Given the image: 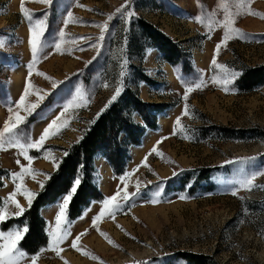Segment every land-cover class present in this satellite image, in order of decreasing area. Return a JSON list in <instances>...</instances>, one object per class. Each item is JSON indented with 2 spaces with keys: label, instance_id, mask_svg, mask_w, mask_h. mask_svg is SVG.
Listing matches in <instances>:
<instances>
[{
  "label": "rangeland",
  "instance_id": "1",
  "mask_svg": "<svg viewBox=\"0 0 264 264\" xmlns=\"http://www.w3.org/2000/svg\"><path fill=\"white\" fill-rule=\"evenodd\" d=\"M21 3L0 0V130L10 116L9 107L16 109L26 80L30 95L25 103H36L38 90L39 95H48L18 130L25 143L38 139L68 100L79 93L88 97L80 101L85 106L68 113V126L47 139L43 150H29L36 177L20 181L26 188L40 189L44 174L55 170L44 152L51 151L60 160L64 148L79 139L114 94L121 71L127 74L123 88L131 87L143 100L164 105V110L157 116L156 128L147 129L139 145L127 148L122 175L115 176L110 166L105 173L107 161L95 155L102 197L71 220L60 255L47 244L42 252L40 248L27 253L20 264H31L37 253L36 264H196L183 258V251L206 256L200 264H264V135H260L264 132V17L254 14H264V0H247L242 8L240 0H52L50 4L23 0L24 8L32 13L31 23L47 24L41 56L30 78V21L21 12ZM126 3L124 13L108 21ZM69 12L72 18L65 25ZM128 12L134 13L130 19ZM229 14L243 36L233 33L234 38L217 52L225 31L222 22ZM106 21L109 27L101 43L97 38ZM154 29L181 48L176 65L164 61L152 47L148 34ZM58 42L59 51L54 46ZM214 55L218 64L240 74L226 87L213 83L214 78L223 81L226 76L225 70L212 66ZM255 67L262 68V80L244 90L242 77ZM143 75L151 83L140 79ZM53 81L63 83L53 90ZM185 82L193 87L187 100L183 99ZM196 83L202 87L197 89ZM20 114L26 115L22 109ZM219 127L243 137H225ZM244 157L255 159L240 163ZM20 165L28 166V161L18 149L7 145L0 149V208L6 207L8 213L15 211L5 201L16 191L12 173L19 172ZM208 167L212 169L209 178L196 184V177ZM253 172L257 173L256 187L239 188L232 195L230 182ZM138 187L139 195L122 202L114 216H104L92 226L105 198L116 195L118 189L122 195ZM156 192L160 193L158 202L152 203ZM16 199L27 207L23 194L18 193ZM59 203L62 196L40 209L45 229L54 227ZM81 233H85L78 241L82 251H77L71 244Z\"/></svg>",
  "mask_w": 264,
  "mask_h": 264
},
{
  "label": "snow or ice",
  "instance_id": "2",
  "mask_svg": "<svg viewBox=\"0 0 264 264\" xmlns=\"http://www.w3.org/2000/svg\"><path fill=\"white\" fill-rule=\"evenodd\" d=\"M44 3H52V0H42ZM245 3H247V0H240V3L238 4V7L242 8L244 7ZM127 6V3L125 5H122L121 7L115 9V12L112 15H109L108 21H111L116 14H123L124 10ZM21 12L24 14V16L30 21V27H29V45L31 49L32 54V60L30 65L28 66V75L29 78L32 75V68L40 59L42 48L44 46V34L47 29V24L44 21L37 20L35 23H31L32 21V13L30 10H27L24 8L23 0L21 3ZM249 12H251V9H249ZM256 15H261L264 17V14L260 13H254ZM134 15L133 12H128L127 17L130 19ZM72 18V13H68V18L64 20L65 25H67ZM198 20H200L201 23H203V19L201 17H197ZM108 21H106L103 25H101V35L98 37V41L102 43L104 38V33L108 30L109 24ZM211 23V22H210ZM223 28H224V34L222 37V40L217 43L216 45V51L218 52L219 49L230 39H233V33H236L238 36H243V33L241 30L235 28L234 25V19L231 14L225 16L223 22ZM61 36L64 35L63 31L60 33ZM83 39V38H81ZM55 48L57 51L61 49V44L58 42L55 45ZM92 47H98L99 45H91ZM212 66L225 70L226 76L223 79V81L213 79V83H223V85L226 87L229 84H232L233 81L240 75L238 72H229L226 69V66L224 64H218L216 61L215 55L213 56V59L211 61ZM38 75H45L43 73H37ZM126 72L121 71L120 72V83L116 87L114 94L111 96L109 101L104 105V107L98 112L96 115L99 117L114 101L117 100L118 96L121 94L123 90V81L126 77ZM230 77V78H229ZM48 79H51L48 77ZM181 81L184 82V78L180 77ZM58 83L61 82H52V89L55 90L58 87ZM107 86V85H105ZM195 87L197 89L202 87L201 83H196ZM193 91V87L185 82V92L183 99L187 100L189 94ZM30 95V86L29 83L26 80L25 87L23 89V93L20 95L19 99L15 101L16 109L14 110L12 107H9L8 111L10 113L9 118L4 122L2 130H0V149H3L5 145L11 148H16L19 150L20 154L24 156V158L28 161V166L20 165L21 170L19 172L12 173L13 180L15 182V189L13 193L9 194L7 200L5 201V204L8 203V201L11 202L12 205L15 207V211L13 213H8L6 207L0 208V225H2L4 222H6L8 219H11L13 217H21L23 216L30 208L32 207L35 199L39 196V192L32 191L24 186V184L20 181L24 179L26 176H31L33 179L36 177V170L31 168V162L34 159L31 155H29L30 149H35L37 151L43 150L45 146V142L50 137H54L59 135L62 130L68 126L69 119H65L66 116H68V113L70 111H75L79 109L82 106L80 101H87L88 97L83 94L79 93L77 96L73 97L72 99L68 100L64 105H62L63 111L57 115L42 131V134L39 136L38 139L31 140L29 139L26 143L22 142L21 135L22 133H19L18 130L20 129V126L24 124L25 120L27 119V115H31L38 107L39 103L45 99V97L48 95V93H44V95H39V90L37 91L38 99L36 103H25V99L27 96ZM23 110L26 115H21L20 110ZM185 114L188 112V106L185 105ZM176 125L180 124V118H177V121L175 122ZM175 130V126H174ZM82 139V137L80 138ZM159 143V142H158ZM153 152H156V148L154 147L152 149ZM69 155L68 151H65L63 153L64 157H67ZM44 158L45 159H51L53 162V167L56 171L59 170L60 165L62 163L61 160H57V158L52 155L51 151H45L44 152ZM147 157H145L146 161ZM255 159V157H244L240 158V163H246L247 161ZM19 164L20 162L17 161ZM225 163H234V161H226ZM83 165L80 166V169L82 170ZM257 173H242L240 177L234 181L230 182L231 185V194L236 195L239 188H243L245 190H251L252 188L256 187V185L253 183L255 175ZM55 175V172L52 174H44V179L42 181H39V187L40 190L43 191L46 187V184L53 178ZM173 175H176V173H173ZM120 179L123 181L125 179L124 176H121ZM82 184V177L77 174L74 177V180L71 184L70 190L62 195V203L58 204V212L55 216V225L54 227H51L50 229H46L48 236H49V242H48V248L55 251L56 255L59 256L60 252L63 251L62 248H60V245L63 243V241L70 235V229L68 228V225L71 223V221L68 220V211L70 207V203L73 200L74 196L78 192V188ZM18 193L23 194L24 198L27 201V207L22 206L16 199V196ZM139 195V187L137 188L136 192L128 193L123 192L121 195L120 190H117V194L113 195L111 197H107L103 201V207L100 211V213L95 216L92 220V226L96 227L97 222L104 216H114L116 212H118L122 207L123 203H126L130 197ZM160 196L159 192H156L154 194V197L151 200L152 203H156L157 198ZM182 199L186 197H181ZM123 202V203H122ZM82 218V217H81ZM30 231V228L28 226L27 221H25L23 227H15L13 229H9L7 232L0 231V264H20V261L23 259L24 256L27 255V253L20 248V244L23 241V239L26 238V235ZM87 230H85V233ZM85 233H81L76 236V238L72 241L71 246L76 249L77 251H82V249L78 246V241L80 240V237L84 235ZM101 235H104L107 238V234L101 233ZM111 243V240H109ZM44 248H41L40 251H44ZM84 255H91L88 252H83ZM39 253L36 255H33L31 257V264H36L37 258ZM95 258V257H93Z\"/></svg>",
  "mask_w": 264,
  "mask_h": 264
},
{
  "label": "trees",
  "instance_id": "3",
  "mask_svg": "<svg viewBox=\"0 0 264 264\" xmlns=\"http://www.w3.org/2000/svg\"><path fill=\"white\" fill-rule=\"evenodd\" d=\"M149 39L153 42L152 47L159 50L161 57L170 65H176L181 56V48L170 37L159 30H150ZM262 68L255 67L249 69L242 77L241 83L244 90H249L254 84L262 80ZM140 79L151 83L146 76ZM164 110V105L143 100L131 87L124 86L117 100L99 116L95 117L85 126L81 136L74 141L65 151L69 152L67 157H60L62 163L53 178L46 184L43 191L40 189L39 196L35 199L32 207L21 217L8 219L0 229L9 230L14 227H23L27 221L30 231L20 244V248L28 254L36 253L40 248L48 244V233L45 229V219L40 214V209L57 201L63 194H66L71 187L74 177L79 174L82 177V184L78 188L77 194L70 203L68 220L79 217L84 208L92 201L99 200L102 194L97 187V173L94 166V157L101 154L115 176H120L125 170L128 159L127 148L140 144L147 129L154 130L157 126V116ZM205 127V126H204ZM223 129L225 137L232 133ZM205 129V128H202ZM206 130V129H205ZM264 135V132H260ZM235 137H243L242 133L235 132ZM232 135V136H233ZM82 137V139H80ZM83 165L82 170L80 166ZM211 168L201 170L194 180L199 183L207 180L210 176ZM188 177V176H187ZM187 177L182 181L187 180ZM180 255L190 262L200 264L206 256L190 252H181Z\"/></svg>",
  "mask_w": 264,
  "mask_h": 264
},
{
  "label": "bare ground",
  "instance_id": "4",
  "mask_svg": "<svg viewBox=\"0 0 264 264\" xmlns=\"http://www.w3.org/2000/svg\"><path fill=\"white\" fill-rule=\"evenodd\" d=\"M15 80H16V79H15ZM14 82H15V81H14ZM145 140H146V139H145ZM147 143H148V142H147ZM147 143H146V144H147ZM104 164H105V163H104ZM106 165H107V166H106ZM106 165H104V166L107 168V170H106L105 173H109V165H108L107 163H106ZM105 176H106V175H105ZM105 176H104V177H105Z\"/></svg>",
  "mask_w": 264,
  "mask_h": 264
},
{
  "label": "crops",
  "instance_id": "5",
  "mask_svg": "<svg viewBox=\"0 0 264 264\" xmlns=\"http://www.w3.org/2000/svg\"><path fill=\"white\" fill-rule=\"evenodd\" d=\"M46 207H43V209L42 210H44Z\"/></svg>",
  "mask_w": 264,
  "mask_h": 264
}]
</instances>
